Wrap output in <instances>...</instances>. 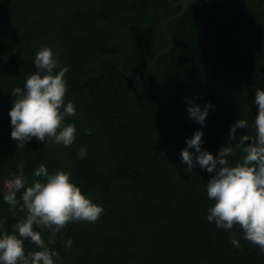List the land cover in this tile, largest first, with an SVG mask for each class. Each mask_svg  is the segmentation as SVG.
Segmentation results:
<instances>
[{
    "label": "trees",
    "instance_id": "16d2710c",
    "mask_svg": "<svg viewBox=\"0 0 264 264\" xmlns=\"http://www.w3.org/2000/svg\"><path fill=\"white\" fill-rule=\"evenodd\" d=\"M154 3L0 0V180L18 175L22 165L30 186L43 164L49 173H70L103 207L95 223L70 222L53 243L47 229L34 225L59 254L56 264H264V253L239 226L226 230L207 220L214 201L206 186L214 173L195 160L189 170L180 155L198 129L201 149L214 156L221 146L235 149L243 136L255 135L254 94L264 90V79L244 46V31L260 18L255 0H190L167 21L170 42L156 58L147 27ZM42 47L67 68L65 103L76 112L65 123L75 125L76 136L70 147L33 137L17 148L10 136L11 94L38 71L34 59ZM185 97L211 105L204 125L189 119ZM238 119L248 127L232 138ZM243 155L234 150L229 163ZM6 192L0 185V231L11 232L26 210L21 192L12 207L3 200ZM233 233L239 247L231 243ZM24 248L38 250L30 240Z\"/></svg>",
    "mask_w": 264,
    "mask_h": 264
},
{
    "label": "clouds",
    "instance_id": "9594fccd",
    "mask_svg": "<svg viewBox=\"0 0 264 264\" xmlns=\"http://www.w3.org/2000/svg\"><path fill=\"white\" fill-rule=\"evenodd\" d=\"M34 64L37 72L25 78L23 89L12 91V107L9 110L11 133L17 148H25L33 137L45 142L70 147L75 140L74 124H66L65 118L74 116L76 109L72 102L65 103L66 67H60L54 52L49 47L37 51ZM59 69L58 71H55ZM189 119L204 125L210 104L201 107L190 98H184ZM257 113L254 119L255 135L243 136L238 144L221 146L214 156L201 149L203 133L199 129L191 138H186L187 147L182 148L181 162L192 170L194 160L201 169L214 173L206 186L207 197L214 201L208 209L207 220L218 228L232 230L239 226L243 238L257 245L264 253V90L257 88L254 94ZM248 122L238 119L230 128V136L235 138L236 130L245 129ZM194 149V152L189 149ZM234 150L244 155L230 164L228 157ZM77 155L83 159L87 155L81 147ZM18 175L7 182L8 191L3 200L16 206V194L26 216L11 226V232L0 231V264H56L58 253L51 250L34 225L49 232L48 243H53L55 235L70 222L87 221L95 223L103 213V207L92 202L71 180L70 173L58 169L49 173L41 164L34 171L36 179L26 186L23 166H18ZM231 243L239 247V240L230 237ZM24 240H30L38 250L25 252ZM72 241L66 242V247Z\"/></svg>",
    "mask_w": 264,
    "mask_h": 264
},
{
    "label": "flooded vegetation",
    "instance_id": "af4514ba",
    "mask_svg": "<svg viewBox=\"0 0 264 264\" xmlns=\"http://www.w3.org/2000/svg\"><path fill=\"white\" fill-rule=\"evenodd\" d=\"M180 0H155L153 12L147 27L150 28L156 38V45L153 56L156 58L158 54L163 52L170 42V36L167 28V21L176 15L181 7ZM217 3H227L229 1H243V0H211ZM255 6L259 11L260 18L256 25L244 31L245 40L244 46L251 50L253 55L254 47L263 44L257 57V64L264 68V0H255ZM260 69V67H259ZM261 70V69H260ZM264 72L263 70H261Z\"/></svg>",
    "mask_w": 264,
    "mask_h": 264
},
{
    "label": "water",
    "instance_id": "95a60500",
    "mask_svg": "<svg viewBox=\"0 0 264 264\" xmlns=\"http://www.w3.org/2000/svg\"><path fill=\"white\" fill-rule=\"evenodd\" d=\"M190 0H180V11L176 14H180L182 12V10L185 8L186 4L189 2ZM263 48V44L257 46V47H254L253 49V55L251 57V67L253 69V71L255 72V74H257L259 77L263 78L264 79V72H262L259 67H258V64H257V57L259 55V52L260 50Z\"/></svg>",
    "mask_w": 264,
    "mask_h": 264
},
{
    "label": "rangeland",
    "instance_id": "374dc122",
    "mask_svg": "<svg viewBox=\"0 0 264 264\" xmlns=\"http://www.w3.org/2000/svg\"><path fill=\"white\" fill-rule=\"evenodd\" d=\"M9 180H11V179H1V180H0V185H1L6 191H8V189H7V182H8Z\"/></svg>",
    "mask_w": 264,
    "mask_h": 264
}]
</instances>
